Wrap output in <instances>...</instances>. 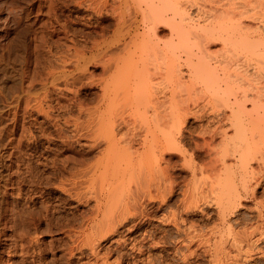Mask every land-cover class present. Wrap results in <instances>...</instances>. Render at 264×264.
Here are the masks:
<instances>
[{"label":"rangeland","instance_id":"374dc122","mask_svg":"<svg viewBox=\"0 0 264 264\" xmlns=\"http://www.w3.org/2000/svg\"><path fill=\"white\" fill-rule=\"evenodd\" d=\"M16 1L17 0H0V264H102L103 261L105 264H210V256L207 252L211 251L212 247L210 248V246H213V243H216L219 239L218 236L220 235L218 234L223 233L222 229L225 230H223L225 234L223 233L221 235L223 238L222 240L224 244L226 242V245L223 244V247L228 248L229 251L228 249L224 250L226 253L228 252L229 254H232L233 250L229 247L232 236L227 235V225H230L229 228L232 231L238 232L242 231L244 228L247 229L256 223L259 209L258 204L264 202V180L260 182L258 181V185H255L257 179L255 178V180L253 178L257 175L256 172L259 171L258 169L260 168L258 166H261V162L259 160V164L257 160L251 159L249 164L250 167L248 169H252L251 172L257 171L254 172V174L256 173L254 176L253 173L251 174L252 176L250 173L248 174L250 175L249 178L253 180L247 190L242 189V179H238V174L241 175L242 170H239L238 164L234 165V163L238 162L237 153H240L238 152L240 148L236 147V145L239 144V140L235 139L234 141H230L235 143V147L238 151L234 149L233 153L228 150V152H226V150L222 149L224 148L223 145H227V147L229 146L227 149L231 150L234 143H232L233 145L230 142L222 144V142L220 143L221 138H219V135L213 137L211 134V130H214L215 125L217 126V123L212 120L213 113L211 112L213 111L211 107L213 105L216 106L217 104L222 106L223 102L221 100L217 102H214L215 100L213 99L208 100V93L206 92H204L203 95L190 97L189 102L192 104L194 103V105H192L194 109H191L192 111L186 114L185 121L182 123V133L181 135L179 134L180 136H177L179 141L178 150H171L167 153L165 151L164 155H160L156 150L155 152L157 153H154L153 155L154 158L156 154V157L154 158L156 162L151 160V163L149 162L150 165L148 164L149 157L152 156V151H148V148H151L149 146L154 145L153 143L162 141L163 138L159 130L156 129L157 127L155 126L153 128L154 125L152 124L154 118L150 111L151 109L144 110V108L146 109L145 103L147 104V101L142 99H145V97L149 98L150 96L146 95L155 92L153 90H156L159 93L161 92V96L162 94H165L164 92H166V94L169 93L170 88H172L171 86L174 85L173 77H170V72H168L171 67L174 69L179 66L177 68L180 69L179 71L181 72L183 81L189 85L187 75L188 63L184 59L185 56L183 53H181L179 49H174L172 46V44L176 46L174 42L177 40L176 36L171 34V26L164 23H160V25L157 26L155 33L158 40H160V47H158L157 50L155 48L150 50L148 47L146 48L144 42L141 41L140 37L143 33L141 28L133 30L130 25L131 22L136 21L133 17V12L129 16V11H133V8L130 9L131 5L129 6L130 10H124L125 12L121 8L124 16V23L127 24L126 26L130 25V29H128L125 28V25L121 24L122 26H119L116 22L120 9L115 7L118 14L115 13L114 8V15L113 8H111L113 5L111 4H114V2L116 3L117 0H108L111 6L102 8L98 10L99 12H95L96 10L91 8V4L88 9L89 3L87 2L89 1L86 0H79L80 2L78 0H55V2L53 0H48L49 2L47 0H32L35 3L33 9L35 12L32 11L30 15L28 14L30 12V7H27V5H29L27 2L28 0H24L25 2L23 0H20L19 2ZM42 1H46L45 5ZM76 1L79 4V7ZM240 2H242V0H179V6L185 11V17L188 19L189 25L194 31V36L202 35L203 33L207 35L204 40V52L207 58L211 59L210 61L212 65L215 60L221 59L225 55L230 56L228 58L231 60L232 70L234 72H238L241 69L240 66L243 64L242 52L240 47H238L239 43H235V46L233 47L234 49L232 50L229 49L230 44L225 46L224 42L218 38V34L221 33L218 24L224 14L223 11L228 9V12L231 14L234 13V10H239L238 4ZM46 3H50V8H53V10L49 8V13L47 11L48 8L46 7V5H49ZM37 4L39 6H37ZM233 6H237L238 9H235L234 7L233 12H231ZM216 9L219 12L216 11ZM26 11L27 13L25 14L24 12ZM54 11L55 13H53ZM50 12L53 14L52 16ZM48 14H50V16H48ZM237 14L239 15V13ZM237 14H234L236 18L233 17L232 19L235 18V20H239L240 16H237ZM218 15H220V18L217 17ZM19 16H24L21 26L18 25L20 21ZM127 19H129L130 23ZM139 19L140 18L138 17L137 20ZM23 24H31L32 28H30L29 31L27 30L26 33V28L24 29L26 26ZM222 31L226 32V29ZM132 33L134 35L138 34L137 36L139 37L134 39V35H131ZM31 38L33 40H31ZM174 51L176 56L179 55L177 60L175 59ZM67 57L69 58V61ZM76 58L79 59L78 62H75L77 61ZM175 65L177 66L175 67ZM172 68L170 70L171 72L173 70ZM50 71L53 72V76ZM48 72L50 73L48 74ZM71 72L73 74H71ZM47 74L50 75V79L52 77V81L49 80ZM170 74L172 75V73ZM30 79L32 80L31 83ZM103 83L104 85L109 83L111 86L109 87L111 89L110 97L113 96L114 98L113 104H111L113 108L110 105H107L108 103L100 102V100L98 102V98L100 99L101 94L103 93V89H101L104 86ZM183 83L184 82H182V84ZM101 85L103 86L100 88ZM188 85H180L179 88H176V90H180L177 93L180 94L179 97L182 96V94H185L186 89L184 90V88ZM118 93H121L122 97H118ZM126 94H128L130 98H127L126 96L128 95ZM29 95L32 98L34 97V100L31 99V104L27 107L25 101L29 98ZM186 97L185 94L180 98L183 99ZM128 99H133V102L128 101ZM124 102L127 105H125ZM133 104L136 106L133 107ZM139 104L140 106H138ZM181 104L184 105L182 102ZM97 106H99V108ZM91 107L95 108V110ZM250 107V104H247V108L250 109ZM90 109H92V112ZM217 109H219L218 106ZM161 110L163 109L161 108ZM93 111L95 112L93 113ZM90 112L93 114H89ZM161 112L163 111L159 112L160 115ZM87 115H90L89 117L91 118H88ZM100 116H103V120L102 118L100 119ZM95 117L104 122L108 119L106 122L116 127L114 133L119 137V140L118 137H115V140L117 139L116 143L120 141L117 143L118 149L126 148L127 152L124 153H131V155H129L132 159L129 160V156L126 154V156H124L122 153L123 150H120L122 153H120L121 157L124 156V158L128 159L126 160L128 164L126 161L125 164L123 163V160H125L124 158L116 164L114 155L117 158L118 152L117 154L115 151H110V154L106 152V143L103 142L105 141L104 138L106 136L103 133L105 132V128L102 131L104 138H100L97 144H94L93 140L84 135L85 131L81 130V128L87 125V122L89 124L92 119L93 122H95ZM114 117L116 119H114ZM106 122L103 123V125H105ZM123 123L127 126L125 127ZM109 124L106 125V127L111 126ZM151 128L155 130L154 132L156 133H153ZM149 129L152 133H148L145 136V133ZM124 132L126 134H124ZM231 133L232 131L230 130L229 134ZM101 134L99 132V135ZM157 137L161 138L156 140L158 139ZM204 138L206 141H203ZM123 139H125V141H123ZM206 142L209 144L207 145ZM142 143L144 146H142ZM144 147L148 148L146 149ZM143 148L146 149L151 156L147 154ZM128 150L131 151L128 152ZM229 152L234 155L231 156ZM103 154H107L111 157H108L109 161L106 160L107 163L104 164L109 165V167H105L106 172H100L102 174H99V171L103 169L101 167L103 165L101 162V166H99L100 162H97V159L100 157L99 161L103 160L104 162L105 157L101 158ZM157 155L160 157L158 158ZM135 156L139 158L137 159ZM224 157L225 162L222 161L224 162V164H222L219 161L221 159L224 160ZM162 159H164V161ZM96 162L99 165H96ZM228 163L230 164L228 165ZM203 164L207 165L206 169ZM225 164L229 167H226ZM85 165L86 167L83 168ZM117 165L119 167H117ZM184 165L186 166L185 169ZM160 166L166 172V177L165 175H162V173L165 174L162 169V173L158 171ZM88 167H90L91 172ZM155 167L159 169L157 170ZM218 167H220V172ZM87 168L90 172L89 175ZM98 168H100L99 171L97 170ZM192 168H195L193 171L197 168L195 171L197 173L193 172V174H196V177H194L195 175H191ZM198 168H202L200 169V171H202L199 172ZM224 168H228V172ZM221 169H224L229 177V173H231V176H233L232 172L233 174L235 173L234 176L236 177L233 176V182L234 185H236V188H234L239 192V201L237 199L235 206L233 205L231 209L227 211L228 215L225 214V217L228 218H225V222L222 221L221 218H218L220 215L217 213L219 211V208L217 207V204H219L218 199L221 194H219V191H221L220 186L223 184L222 181L219 182L218 177H223L222 174L226 173L224 170H222L224 171L222 173ZM229 169L233 171L231 172ZM85 171L87 175H85ZM156 172L159 173L157 174ZM215 172L218 174H215ZM213 174H215V176ZM94 176L95 178L99 177V180L95 179ZM222 177L221 179L223 180L224 177ZM256 177L259 178L258 175ZM194 180L196 182H192ZM210 180L214 182L213 184H217L218 182L220 184L222 183L221 185L218 183L220 186L218 187L216 185L217 187H215L218 188V190L220 188L219 191L216 189L218 193L216 190L214 192V185L212 186L213 188L210 186ZM254 180L256 182H254ZM172 181L174 184L170 183ZM204 181L207 185H203ZM83 183H85L86 186ZM192 183H195V185H191ZM81 184H83V188ZM171 184L173 187L170 186ZM175 184L176 186H174ZM196 185L198 187H196ZM168 186H170L169 188L171 189L167 188ZM194 186L196 187V192L201 186V188L203 187L201 190L205 193L199 189V193L197 194L200 195L202 193L203 196L202 194L201 197L199 196L201 199H199L198 196L196 197L197 194L195 195V199L193 196L195 203H193V206L191 204V206L187 208L189 212L185 210L184 214V209L182 210V208L187 203L185 201H188L189 199L191 200V198L188 197L189 199L187 198V200L183 199L184 201L179 200L182 199V197L185 198L182 196L184 193L182 190L191 189L190 191L193 192L192 189L195 188ZM208 186L210 187L208 188ZM222 186H224V184ZM111 187L112 189L110 190ZM85 188L88 189L85 190ZM113 188L116 189V192L115 189L113 191ZM160 188L165 191L160 190ZM209 189L212 190L213 193L210 194L212 191H209ZM79 190L81 192H79ZM106 190L110 192H107ZM207 190L208 192H206ZM245 191L247 193H244ZM137 192L142 195L140 196ZM165 192H168V195L167 193L165 195ZM189 192L187 195H189ZM95 193L98 195L104 194L103 196L111 193L112 196L109 197L111 201L109 200L110 202H108L109 198L104 201V198L106 197H103V200L101 197V199L99 198V201H96L97 198L93 197ZM215 193L219 194L217 195L218 199L213 198L215 197ZM161 196L163 198L165 197V201ZM112 198L114 199L112 200ZM135 198L136 202L134 203L133 201H135ZM157 198L160 199L158 200ZM127 199H130V204L133 203L135 205L137 203L135 205L137 207L132 208L134 205H128L129 201ZM120 200L121 202H119ZM201 200L206 202L203 203ZM113 201L115 204H112ZM180 201L183 204H181ZM98 202L101 203V213L107 211V209L110 210V214L106 212V216H108V214L110 216L112 214L115 215L119 213V211L121 212L123 210V205L127 203L128 207L131 208V212L129 211V213H132V216L127 214L130 219L127 220L128 222L125 221V223L121 224V227L118 226L116 232L114 231L113 233L106 235V237L104 236V238L99 234L97 235V238L96 235L91 237V234H87H89V232L92 233L90 221L96 217L97 213L94 211H96L95 206H97L96 204ZM215 202L217 204H215ZM206 203H209V205ZM111 204L113 207L117 208H111ZM138 204H140V206ZM199 208L200 211L198 210ZM173 213L177 214V216L179 215L178 218L181 219V233H179L180 231L177 232L172 223L169 222L168 224L167 219ZM180 216L182 218H180ZM100 217L101 216L98 218ZM220 222L224 226H222ZM188 223L191 230L187 229L189 226ZM215 227L216 229H214ZM217 228L221 229V231ZM206 229L209 230L207 231ZM185 230L192 231V233L195 231L193 234L197 236H205V238L206 235L208 236L211 232L208 236L210 239L208 241L209 244L206 242V244H200L198 238L192 242L193 244L191 243L189 245L187 242L181 244V241L184 239L183 233H185ZM223 236H225V238ZM226 236H229V238L226 239ZM88 237L93 240H90ZM99 238L102 239L100 240ZM213 239H216V241L214 242ZM87 241L90 242L88 244L92 243L89 245V248L88 244H86ZM196 244L198 245L196 246ZM181 246L184 251H182ZM185 246H188L190 249H187ZM208 248H210V250ZM258 248L264 250V241L262 244H258ZM189 251H194L193 255H188L190 254ZM184 256L187 257L185 263L182 262ZM226 262L225 264H230V261ZM238 264L244 263L240 261ZM252 264H264V258L255 255L253 256Z\"/></svg>","mask_w":264,"mask_h":264},{"label":"bare ground","instance_id":"6f19581e","mask_svg":"<svg viewBox=\"0 0 264 264\" xmlns=\"http://www.w3.org/2000/svg\"><path fill=\"white\" fill-rule=\"evenodd\" d=\"M20 0H17L16 2H19ZM24 1V0H23ZM22 1V2H23ZM34 1V0H33ZM32 0H28L27 2L29 3V5H27V7H30L29 9H30V12L28 13L29 15L32 13V11H33V9H34V7H35V3L33 2ZM48 1V0H47ZM50 1V0H49ZM48 1V2H49ZM54 2H55V0H53ZM56 1H58V0H56ZM73 1V0H72ZM79 1V0H78ZM80 1H82V0H80ZM79 1V2H80ZM85 1V0H84ZM86 1H89V2H87V3H89L88 4V9H89V5L91 6V8L93 9V10H96L95 12H99L98 10H100V9H102V8H106L107 6H111V5H113V6H111V8H113V14L115 15V13H117L116 12V8L118 9H120V13L117 15V20H116V22H117V24L120 26L121 24L122 25H127L126 23H124V16H123V12H122V9H123V11L125 10V11H128V9L130 8V9H132L133 8V11H129L130 13H129V16H130V14H132V12H133V17L136 19V21H133V22H131L130 23V21H129V19H127L128 21H129V23H130V25L132 26V28H133V30H138V29H140L141 28V30H142V32L144 33H142V35H141V41H143L144 42V44H145V47L147 48H149L150 50H153L154 48L157 50L158 49V47H160V40H158V38H157V35H156V33H155V29L157 28V26L158 25H160V23H164V24H169L170 26H171V34H174L175 36H176V42H174L175 43V45L176 46H174L172 43V46L174 47V49H179L180 51H181V53H183V55L185 56V60L187 61V63H188V65H187V75H188V83H189V85L185 82V81H183V78H182V75H181V72L179 71L180 69L179 68H177V67H179V66H177V65H175V67L177 68H172L173 70H172V72L170 71L171 70V68H170V70L168 71V72H170V73H172V75L169 73V76L170 77H173V82H174V85H172L171 87L172 88H170V90H169V93H167L166 94V92H164L165 94H162V96L160 95L161 94V92L159 93L158 91H156V90H153V91H155V92H153V93H148L146 96H150L149 98L148 97H145V99H142V100H145V101H147V104L145 103V106H146V109L144 108V110L146 111L147 109H151L150 111H151V113H152V116H153V124L152 125H154L153 126V128L156 126L157 128V130H159V132H160V134L162 135V138H163V140L162 141H159V142H156V143H153L154 145H151V144H148V145H151V146H149V147H151V148H148V147H144V148H148V151H152V156L149 154V152L148 151H146V149H144L146 152H147V154H149L151 157H152V159H151V157H149V161H148V164H149V162L152 160V161H154V162H156V160H154V158L156 157V154H155V156H154V158H153V155H154V153H157V152H159L160 153V155H164V152L166 151V153L168 152V151H173V150H178V148H179V145H178V143H179V141H178V139H177V136L180 134L181 135V128H182V123L185 121V116H186V114L187 113H189V112H191L192 110L191 109H194V107L192 106V105H194V103L192 104V103H190L189 102V99H190V97H195V96H197V95H203V93L204 92H206V93H208V95H207V99L209 100V99H213V100H215L214 102H217V101H219V100H221L223 103H222V106H219L218 104L215 106V105H213L211 108H212V111L213 112H211V113H213V121H215L216 123H217V126L215 125V127H214V130H211L210 128V130L212 131V135H213V137H216V136H218L219 135V138H221L220 140V143L222 142V144H225L226 142H230V141H234L235 139H237V140H239L238 142H239V144H240V146H239V144H237L236 145V147L237 148H240L239 149V151L237 150V148L235 147V143L234 142H230L231 144L232 143H234V145H233V147H231L232 149L231 150H229V149H227V148H229V146L227 147V145L225 146V145H223V147L224 148H222L223 150H226V152H228V151H232L231 153H233V151H234V149L235 150H237L238 152H240V153H237L238 154V157H237V160H238V162L237 163H234V165L236 164H238L239 165V170H242V174L240 175V174H238L239 175V177H238V179L239 178H241L242 179V182H241V184H242V186L241 187H243L242 189H244V190H247V188L251 185V181L253 180V179H255L256 181H257V183L255 184V185H258V181L260 182V181H262V180H264V0H242V2H240L238 5H239V10H234V13H230V12H228L227 10L228 9H225L224 11H223V16H222V18L219 20V28L221 29V33H219L218 34V38H220L223 42H224V45L225 46H227L228 44H230V48L229 49H234L233 47L235 46V43H239L238 44V47H240V49H241V52H242V62H243V64H242V66H240V70L238 71V72H234L233 70H232V63H231V60L228 58V57H230V56H224L223 58H221V59H217V60H215L214 61V63H213V65H212V63H211V59H208L207 58V56H206V54H205V52H204V40L206 39V37H207V35L206 34H202V35H195L194 36V34H193V30L191 29V26L189 25V21H188V19L185 17V11L183 10V9H181V7L179 6L180 5V3H179V0H117V2L115 3L114 2V4H109V1L108 0H86ZM114 1V0H113ZM25 2V1H24ZM38 2V1H37ZM41 2V1H40ZM39 2V3H40ZM42 2H44V5H45V2L46 1H42ZM61 2H63V1H61ZM91 2V3H90ZM111 2V1H110ZM51 3V2H50ZM48 4V3H46V4H48L49 6H47L46 5V7L48 8V13H49V8H50V5L51 4ZM72 3V2H71ZM70 3V4H71ZM76 3H77V1H76ZM75 3V4H76ZM113 3V2H112ZM24 4V3H23ZM54 4V3H53ZM85 4V3H84ZM43 5V6H44ZM77 5H78V7H79V4L77 3ZM116 5V6H115ZM131 5V6H130ZM237 5V6H238ZM37 6H39L38 4H37ZM67 6V5H66ZM85 6V5H84ZM130 6V7H129ZM235 7V6H233V8L231 9V12H233V9H234V7H235V9L237 8L238 9V7ZM24 7V6H23ZM42 7V6H41ZM52 7V6H51ZM55 7V6H54ZM116 7V8H115ZM124 7H125V9H124ZM37 8V7H36ZM44 8V7H43ZM46 8V9H47ZM87 8V7H86ZM114 8H115V13H114ZM122 8V9H121ZM23 9V8H22ZM51 9V8H50ZM129 9V10H130ZM39 10V9H38ZM51 10H53V8L51 9ZM50 10V11H51ZM57 10V9H56ZM91 10V9H90ZM106 10V9H105ZM104 10V11H105ZM29 11V10H28ZM37 11V10H36ZM40 11V10H39ZM60 11V10H59ZM124 11V12H125ZM215 11V10H214ZM216 11H218L217 9H216ZM227 11V12H226ZM237 11H239V12H237ZM20 12V11H19ZM33 12H35V11H33ZM219 12V11H218ZM221 12V11H220ZM239 13V15L237 14V13ZM25 14L27 13V11L26 12H24ZM45 13V12H44ZM53 13H55V11L53 12ZM222 13V12H221ZM20 14V13H19ZM37 14V13H36ZM45 14H47V13H45ZM50 14H51V16L53 15L51 12H50ZM50 14H48V16H50ZM112 14V13H111ZM220 14V13H219ZM234 14H237V16H240L241 17V19H240V17H239V20L237 19V20H235V15ZM29 15H26V16H29ZM59 15V14H58ZM221 15V14H220ZM220 15H218L217 17L218 18H220L219 16ZM56 16V15H55ZM225 16V17H224ZM20 17V16H19ZM24 17V16H23ZM23 17H20V21H19V24L18 25H20L21 26V24L23 23ZM57 17V16H56ZM140 18L139 20H137V18ZM233 17H235L234 19H232ZM17 19H19V18H17ZM25 19H26V17H25ZM36 19V18H35ZM231 19H232V21H231ZM57 20V19H56ZM55 20V21H56ZM127 20H125L126 22H128ZM130 20H132V19H130ZM234 20V21H233ZM30 21V20H29ZM32 21V20H31ZM54 21V20H53ZM59 21V20H58ZM221 21V22H220ZM238 21V22H237ZM60 22V21H59ZM17 23V22H16ZM29 23V22H28ZM44 23H46V22H44ZM57 23V22H56ZM33 24V23H32ZM41 24V23H40ZM53 24V23H52ZM24 25V24H23ZM60 25H62V24H60ZM121 25V26H122ZM130 25H128V26H124L125 28H128V29H130L129 28V26ZM16 26V25H15ZM24 26H26V27H24ZM23 27H24V29H25V31H26V33H27V30L29 31V29L30 28H32L31 27V24H26V25H24ZM51 26V25H50ZM22 27V28H23ZM48 27V26H47ZM34 28V27H33ZM37 28V27H36ZM122 28V27H121ZM120 29V28H119ZM118 29V30H119ZM224 29H226V32H223L222 30H224ZM60 30V29H59ZM102 30V29H101ZM124 30V29H123ZM126 30V29H125ZM73 31V30H72ZM128 31V30H127ZM127 31H125V32H127ZM51 32V31H50ZM55 32V31H54ZM70 32V31H69ZM101 32V31H100ZM119 32V31H118ZM121 32V31H120ZM25 33V34H26ZM32 33V32H31ZM133 33H135V32H133ZM131 34V35H134V34ZM70 34V33H69ZM124 34V33H123ZM130 34V33H129ZM141 34V33H140ZM139 34V35H140ZM43 35V34H42ZM41 35V36H42ZM68 35V34H67ZM138 35V34H137ZM137 35H134V39H137L139 36H137ZM18 36V35H17ZM38 36V35H37ZM40 36V37H41ZM119 36V35H118ZM127 36V35H126ZM22 37V36H21ZM43 37V36H42ZM66 37V36H65ZM131 37V36H130ZM19 38V37H18ZM60 38V37H59ZM70 38H72V37H70ZM73 38H74V36H73ZM80 38V37H79ZM139 38V39H140ZM48 39V38H47ZM66 39V38H65ZM121 39V38H120ZM132 39V38H131ZM31 40H33L32 38H31ZM51 40V39H50ZM71 40V39H70ZM40 41V40H39ZM42 41V40H41ZM94 41V40H93ZM22 42V41H21ZM71 42V41H70ZM92 42V41H91ZM95 43V42H94ZM41 44V43H40ZM44 44V43H43ZM46 44V43H45ZM77 44V43H76ZM66 45V44H65ZM64 45V46H65ZM75 45V44H74ZM48 46V45H47ZM86 46V45H85ZM93 46V45H92ZM75 48V47H74ZM85 48V47H84ZM83 48V49H84ZM93 48V47H92ZM78 49V48H77ZM76 49V50H77ZM86 51V50H85ZM53 52V51H52ZM80 52V51H79ZM103 52V51H102ZM78 53V52H77ZM52 54V53H51ZM97 54H99V53H97ZM101 54V53H100ZM75 55H76V53H75ZM174 55H175V59L177 60L178 58H179V55H177L176 56V53H175V51H174ZM53 56V55H52ZM74 57V56H73ZM76 57V56H75ZM48 58V57H47ZM78 58L80 59V57L78 56ZM67 59H68V61H69V58L67 57ZM77 59V58H76ZM75 59V60H76ZM79 59H77V61H75V62H78V60ZM82 59V58H81ZM47 61H48V59H47ZM63 62H65V61H63ZM50 63V62H49ZM86 63V62H85ZM71 64V63H70ZM74 64V63H73ZM47 65V64H46ZM49 65H51V64H49ZM65 65H67V64H65ZM83 66H84V64H83ZM81 67V66H80ZM174 67V66H173ZM57 70H59L58 68H56ZM81 69H82V67H81ZM51 70V69H50ZM56 70V71H57ZM107 70V69H106ZM47 71V70H46ZM52 71H54V70H52ZM52 71H50V72H52ZM63 71V70H62ZM80 71V70H79ZM82 71V70H81ZM43 72V71H42ZM50 72H48V74L50 73ZM180 72V73H179ZM78 73V72H77ZM34 74V73H33ZM47 74V75H48ZM71 74H73L72 72H71ZM32 75V74H31ZM35 75V74H34ZM57 75V74H56ZM49 77V80H51L52 79V77H51V79H50V75H48ZM52 76H53V72H52ZM55 76V75H54ZM57 77H58V75H57ZM34 78V77H33ZM41 78V77H40ZM60 78V77H59ZM25 79V78H24ZM43 79V78H42ZM53 79H54V77H53ZM57 79V78H56ZM64 79V78H63ZM81 79V78H80ZM31 80V79H30ZM41 80V79H40ZM45 80H46V78H45ZM55 80V79H54ZM53 80V81H54ZM259 80H260V82H259ZM23 81V80H22ZM38 81H39V79H38ZM52 81V80H51ZM50 81V82H51ZM72 81H73V79H72ZM29 82V81H28ZM32 82V80L30 81V83ZM103 82H105V81H103ZM182 82H184L183 84H182ZM54 83V82H53ZM52 83V84H53ZM186 83V84H185ZM37 84V83H36ZM42 84V83H41ZM261 84V85H260ZM27 85V84H26ZM25 85V86H26ZM55 85V84H54ZM103 85H104V83H103ZM103 85H101L100 86V88L103 86ZM180 85H188V86H186V88H184V90L186 89V91H185V94H186V98H183V99H181L180 97H182L183 95H185V94H182V96H180L179 97V95L180 94H177L178 93V91H180V90H176V88H179V86ZM29 86H31V85H29ZM110 84L108 83H106L101 89H103L102 90V94H101V98L99 99L98 98V102H99V100H100V102H103V103H108L107 105H110L111 106V104H113V101H114V98H113V96L112 97H110V95H111V89H110ZM23 87V86H22ZM183 90V89H182ZM183 90V91H184ZM23 91V90H22ZM110 91V92H109ZM24 92V91H23ZM131 93V92H130ZM180 93V92H179ZM181 93H182V91H181ZM27 94V93H26ZM31 94V93H30ZM124 94V93H123ZM129 94V93H128ZM128 94H126V95H128ZM131 94H133V93H131ZM150 94V95H149ZM130 95V94H129ZM129 95L128 96H126L127 98H130L129 97ZM32 96V95H31ZM46 96H47V94H46ZM122 97V94L120 93H118V97ZM132 96V95H131ZM145 96V95H144ZM180 98H178V97ZM100 97V96H99ZM124 97V96H123ZM185 97V96H184ZM210 97V98H209ZM16 98V97H15ZM31 99H33L34 100V97L32 98V97H30V95H29V98H27V100L25 101V105L27 104V107H28V105H30L31 104ZM116 99H117V97H116ZM115 99V100H116ZM147 99V100H146ZM22 100V99H21ZM46 100V99H45ZM109 100H110V102H109ZM35 101H37V100H35ZM108 101V102H107ZM128 101H130V102H133V99H128ZM127 101V102H128ZM135 101V100H134ZM211 101V100H210ZM24 102V101H23ZM112 102V103H111ZM129 102V103H130ZM137 102V101H136ZM181 102L184 104V105H182L181 104ZM38 103H39V101H38ZM71 103V102H70ZM75 103V102H74ZM96 103V102H95ZM117 103V102H116ZM138 103V102H137ZM143 103V102H142ZM41 104V103H40ZM97 104V103H96ZM124 104H125V102H124ZM131 104V103H130ZM247 104H250V109H248L247 108ZM12 105V104H11ZM80 105H82V104H80ZM106 105V104H105ZM125 105H127V104H125ZM132 105V104H131ZM130 105V106H131ZM142 106H143V104H141ZM148 105V106H147ZM45 106V105H44ZM66 106V105H65ZM134 106H136L135 104H133V107ZM138 106H140V104L138 105ZM145 106H143V107H145ZM193 108H192V107ZM202 106H204V105H202ZM201 106V107H202ZM217 106H218V108L219 109H217ZM26 107V108H27ZM67 107V106H66ZM81 107V106H80ZM88 107V106H87ZM94 107V106H93ZM98 108H99V106H97ZM112 107V106H111ZM207 107V106H206ZM222 107H223V109H222ZM41 108V107H40ZM63 108V107H62ZM65 108V107H64ZM75 108V107H74ZM92 108V107H91ZM113 108V107H112ZM135 108H137V107H135ZM140 108V107H139ZM161 108L163 109V110H161ZM164 108H165V110H164ZM203 109H205L204 107H202ZM32 109H33V106H32ZM57 109V108H56ZM80 109V108H79ZM78 109V110H79ZM82 109V108H81ZM87 109V108H86ZM92 109H94L95 110V108H92ZM92 109H90L91 110V112H92ZM97 109V108H96ZM108 109V108H107ZM222 109V110H221ZM31 110V109H30ZM46 110V109H45ZM58 110V109H57ZM60 110V109H59ZM65 110V109H64ZM76 110V109H75ZM77 110V111H78ZM104 110V109H103ZM133 110V109H132ZM163 111V112H161V115H160V111ZM42 111H43V109H42ZM84 111H86V110H84ZM89 111V110H88ZM108 111V110H107ZM134 111V110H133ZM137 111V110H136ZM166 111V112H165ZM45 112V111H44ZM48 112H49V110H48ZM79 112H80V110H79ZM91 112L89 113V114H91ZM95 111H93V113H94ZM109 112V111H108ZM138 112H139V110H138ZM209 112H210V110H209ZM78 113V112H77ZM85 113V112H84ZM86 113H88L87 111H86ZM92 113V114H93ZM144 113H146V112H144ZM14 114V113H13ZM59 114V113H58ZM91 114V115H92ZM98 114V113H97ZM103 114V113H102ZM101 114V115H102ZM109 114V113H108ZM163 114V115H162ZM73 115H75V114H73ZM95 115V114H94ZM121 115H123V114H121ZM121 115H120V118H121ZM76 116V115H75ZM74 116V117H75ZM84 116H86V115H84ZM88 116V115H87ZM90 116V115H89ZM88 116V118H91V117H89ZM117 116V115H116ZM115 116V117H116ZM64 117V116H63ZM97 117V116H96ZM96 117H95V119H96ZM103 117V116H102ZM101 116H100V119L102 118ZM114 117V119H116ZM158 117H160V118H158ZM87 118V119H88ZM93 118V117H92ZM105 118V117H104ZM67 119V118H66ZM75 119V118H74ZM98 120V118L95 120V122H93V119H92V121H90L89 122V124H88V122H87V125H85L84 127H82L81 128V130H83V131H85L84 133V135H86L88 138H90L91 140H93V143L94 144H97L98 143V140L101 138H104V136H103V133H104V135H106L105 136V141H103L104 143H106V148H105V150H106V152L108 153V154H110V151L111 152H113V151H115V153L117 154V152H118V155H117V158H116V156L114 155V157H115V162H116V164H118L117 162L118 161H121V159L123 160V158H124V156H129L128 157V159L130 160V159H132L131 158V153L129 152V151H131V150H128V152L129 153H124V152H127V150H126V148H123V146H122V148L123 149H120V150H123L122 151V153H123V155L124 156H122L121 157V152H120V150L118 149V145H117V143H119V142H117L116 143V141H117V139L115 140V137H118L117 135H115V133H114V131H116L115 129H116V127H114L113 125H111V124H109V123H107L106 121L108 120H106L105 122H106V124L105 125H103V123H105L104 121H102L103 120V118H102V120ZM113 119V120H114ZM118 119V118H117ZM81 120V119H80ZM85 120V119H84ZM91 120V119H90ZM98 120V121H97ZM126 120V119H125ZM156 120V121H155ZM63 121V120H62ZM66 121V120H65ZM72 121V120H71ZM70 121V122H71ZM128 121V120H127ZM159 121H161V122H159ZM74 122V121H73ZM86 122V121H85ZM94 123V124H92V123ZM116 122V121H115ZM122 122V121H121ZM157 122V123H156ZM61 123V122H60ZM69 123V122H68ZM117 123V122H116ZM119 123V122H118ZM132 123V122H131ZM130 123V124H131ZM156 123V124H155ZM65 124V123H64ZM76 124V123H75ZM78 124V123H77ZM111 125V126H108V127H106V125ZM124 124V123H123ZM160 124H161V127H160ZM81 125V124H80ZM116 125V124H115ZM68 126V125H67ZM82 126V125H81ZM113 126V127H112ZM123 126V125H122ZM124 126H125V124H124ZM127 126V125H126ZM125 126V127H126ZM77 127V126H76ZM120 127V126H119ZM160 127V128H159ZM104 128H105V130H104ZM123 128V127H122ZM130 128V127H129ZM128 128V129H129ZM79 129V128H78ZM102 129V130H101ZM152 129V128H151ZM213 129V128H212ZM76 130V129H75ZM80 130V129H79ZM80 130V131H81ZM105 131V132H103L102 133V131ZM119 130V129H118ZM126 130V129H125ZM135 130V129H134ZM153 130V129H152ZM232 131V133L231 134H229V131ZM127 131V130H126ZM129 131V130H128ZM150 131V132H149ZM155 130H153L152 132L153 133H156V132H154ZM210 131V132H211ZM82 132V131H81ZM99 132H100V134L103 136H101V135H99ZM140 132V131H139ZM151 132V130L149 129L146 133H145V136H146V134H151L152 133ZM158 132V131H157ZM158 132V133H159ZM75 133V132H74ZM122 133H123V131H122ZM64 134V133H63ZM62 134V135H63ZM82 134V133H81ZM117 134V133H116ZM124 134H126L125 132H124ZM208 134V133H207ZM128 135V134H127ZM142 135V134H141ZM144 135V134H143ZM156 135H158V134H156ZM179 135V136H180ZM212 135H211V138H212ZM71 136V135H70ZM76 136H78V135H76ZM83 136V135H82ZM126 136V135H125ZM130 136H132V135H130ZM144 136V137H145ZM160 136V135H159ZM61 137H63V136H61ZM123 137H124V135H123ZM144 137H143V139H144ZM210 137V136H209ZM84 138V137H83ZM125 138V137H124ZM133 138V137H132ZM146 138V137H145ZM158 139H156V140H159V138H161V137H157ZM73 139H75V138H73ZM103 139V140H104ZM135 139V138H134ZM141 139V138H140ZM70 140V139H69ZM90 140V141H91ZM118 140H119V137H118ZM121 140V139H120ZM213 140V139H212ZM122 141V140H121ZM123 141H125V139H123ZM127 141V140H126ZM144 141H145V139H144ZM147 141V140H146ZM203 141H206L205 140V138H204V140ZM153 142H155V141H153ZM66 143V142H65ZM125 143V142H124ZM150 143H152V142H150ZM72 144V143H71ZM130 144V143H129ZM143 144V143H142ZM147 144V143H146ZM145 144V145H146ZM206 144L208 145L209 143H207L206 142ZM87 145V144H86ZM85 145V146H86ZM91 145V144H90ZM89 145V146H90ZM95 146V145H94ZM97 146V145H96ZM119 146H120V144H119ZM127 146V145H126ZM142 146H144V144L142 145ZM198 146V145H197ZM92 147H93V145H92ZM129 148V147H128ZM92 150V149H91ZM104 150V151H105ZM117 150V151H116ZM157 150V152H155ZM228 150V151H227ZM236 151V152H237ZM105 152V153H106ZM134 152H135V150H134ZM133 152V153H134ZM142 152V151H141ZM144 152V151H143ZM225 152V151H224ZM223 152V153H224ZM229 152V154L231 155V156H233L231 153ZM104 153V154H105ZM121 153V154H120ZM220 153V152H219ZM219 153H218V155H219ZM235 153V152H234ZM103 154V156H101V158L102 157H105V158H108L109 156L106 154V155H104ZM119 154H120V156H119ZM126 154V155H125ZM130 154V155H129ZM135 154H137V153H135ZM134 154V155H135ZM139 154V153H138ZM141 154V153H140ZM228 154V155H229ZM102 155V154H101ZM142 155V154H141ZM144 155H146V154H144ZM221 155V154H220ZM223 155V154H222ZM118 156H119V159H118ZM158 156V158L160 157L159 155H157ZM111 157V156H110ZM109 157V158H110ZM135 157H137V156H135ZM163 157V156H162ZM161 157V158H162ZM217 157H219V156H217ZM229 157V156H228ZM104 158V162H103V160L101 161H99V159H100V157L97 159V162H100V165L99 164H97V162H96V165H99V166H101V162H102V165L103 166H101L103 169H101V171H99V169L100 168H98L97 170L99 171V174H102L103 172H106V170H105V167L107 168V167H109V165H104V164H106L107 163V161L106 160H108L109 161V158L108 159H105ZM139 157H137V159H138ZM125 160H123V163L125 164V161L126 160H128V159H126V158H124ZM137 159H135V160H137ZM224 160H220L219 162L220 163H222V164H224V162H225V157L223 158ZM229 159V158H228ZM232 159V158H231ZM233 159H235V158H233ZM257 160L258 161V163H259V160H260V162H261V166H258L260 169H258V167H257V169L259 170L258 172H256V171H254V172H256L257 173V175H258V177L259 178H257L256 176L253 178V179H250L249 178V176L253 173V176L256 174H254V172H251V170L250 169H248L250 166H249V164H250V160ZM134 160V161H135ZM161 160V159H160ZM163 161H164V159H162ZM132 161V160H131ZM216 161V160H215ZM222 161H224V162H222ZM256 161V162H257ZM127 162V161H126ZM130 162V161H129ZM133 162V161H132ZM139 162H140V160H139ZM189 162V161H188ZM235 162V161H234ZM141 163V162H140ZM151 163V162H150ZM257 163V164H258ZM127 164H128V162H127ZM133 164V163H132ZM158 164V163H157ZM170 164V163H169ZM187 164H189V163H187ZM210 164V163H209ZM217 164V163H216ZM230 163H228V165H229ZM86 165H88V164H86ZM86 165L83 167V168H85L86 167ZM91 165V164H90ZM89 165V166H90ZM139 165V164H138ZM150 165V164H149ZM152 165V164H151ZM156 165V164H155ZM160 165H161V163H160ZM164 165V164H163ZM204 165V164H203ZM226 165V164H225ZM228 165H226V167L228 166ZM128 166V165H127ZM166 166H167V164H166ZM171 166V165H170ZM182 166V165H181ZM205 167V169L207 168L206 166V164L204 165ZM219 166V165H218ZM224 166V165H223ZM91 167V166H90ZM90 167H88L89 169H90ZM96 167H98V166H96ZM95 167V168H96ZM117 167H119L118 165H117ZM131 167V166H130ZM158 167V166H157ZM157 167H155V169H157ZM163 167V166H162ZM185 165H184V169H185ZM187 167H189V166H187ZM203 167V166H202ZM209 167V166H208ZM215 167V166H214ZM213 167V168H214ZM225 167V166H224ZM229 167V166H228ZM236 167V166H235ZM234 167V168H235ZM79 168V167H78ZM87 168V169H88ZM164 168V167H163ZM174 168V167H173ZM219 168V172H220V167H218ZM221 168H223V167H221ZM233 168V167H232ZM241 168V169H240ZM253 168V167H252ZM81 169V168H80ZM79 169V170H80ZM87 169H86V171H87ZM89 169H88V175H89V173L91 172V169H90V172H89ZM154 169V168H153ZM159 169V168H158ZM157 169V170H158ZM162 168H161V166H160V169L158 170V171H160V173H162L161 171L163 170H161ZM183 169V170H184ZM193 169H195V168H192L191 170H192V176H194V177H196V174H193V172H195L196 170H197V168H196V170L195 171H193ZM200 169H202V168H198V170H199V172H201L200 171ZM224 169H226V168H224ZM224 169H221V171L222 170H224ZM228 169V168H227ZM226 169V171L228 172V170ZM190 170V169H189ZM229 170H231V169H229ZM250 170V171H249ZM86 171H85V173H86ZM109 171V170H108ZM152 171V170H151ZM164 171V170H163ZM225 171V170H224ZM224 171H222V173L224 172ZM225 171V172H226ZM233 170H231V172H232ZM75 172V171H74ZM77 172V171H76ZM79 172V171H78ZM82 172H84V171H82ZM81 172V173H82ZM100 172H102V173H100ZM217 172V171H216ZM215 172V174H218V173H216ZM227 172L226 173H224V174H222L223 175V177L225 178V180H224V178H223V180L221 179V177H218V179H219V182L220 181H222V183L224 184V186H222L217 180V182L221 185H219L217 182H215V183H217V184H213L214 182H212L211 180V182H210V186L212 187L213 185V189H214V192H215V190L217 189L218 190V188H215V187H219L220 186V188H221V191H219L220 190V188H219V194H220V198L218 199V196L217 195H219V194H216L215 193V197H213L214 199L215 198H217L218 199V202H219V204H217L218 202H217V200H216V202H215V204H217L216 206L219 208V211L217 212V213H219V217L218 218H221L222 219V221H224L225 222V218H228V217H225V214H227L228 215V213H227V211L229 210V209H231V207L234 205L235 206V202H236V200L238 199V201H239V196H238V194H239V192L238 191H236V185H234V182H233V176H234V174H233V172H232V175L233 176H231V173H229L230 174V177H229V175L227 174ZM241 172V171H240ZM80 173V172H79ZM78 173V174H79ZM97 173V172H96ZM157 173V172H156ZM159 173V172H158ZM157 173V174H158ZM164 173L165 174H163L162 173V175H165V177H166V172L164 171ZM195 173H197V172H195ZM250 173V175H248ZM76 174V173H75ZM215 174H213L214 176H215ZM85 175H87V173L85 174ZM97 175H98V173H97ZM161 175V176H162ZM73 176V175H72ZM76 176V175H75ZM78 176V175H77ZM80 176H82V175H80ZM83 176H84V174H83ZM82 176V177H83ZM92 176V175H91ZM218 176V175H217ZM252 176V175H251ZM158 177V176H157ZM164 177V176H163ZM169 177V176H168ZM198 177V176H197ZM228 177V178H227ZM234 177H236V176H234ZM81 178V177H80ZM80 178H78V179H80ZM94 178H95V176H94ZM99 178V177H98ZM98 178H95V179H98ZM199 178V177H198ZM197 178V179H198ZM214 178V177H213ZM217 178V177H216ZM227 178V179H226ZM230 178V179H229ZM92 179H93V177H92ZM92 179H91V181H92ZM156 179H158V178H156ZM188 179V178H187ZM193 179V178H192ZM241 179H240V181H241ZM86 180V179H85ZM84 180V181H85ZM90 180V179H89ZM99 180V179H98ZM162 180V179H161ZM160 180V181H161ZM171 180V179H170ZM200 180V179H199ZM254 180V182H256ZM87 181V180H86ZM159 181V180H158ZM158 181H157V185H158ZM175 181V180H174ZM224 181H225V183H224ZM75 182V181H74ZM77 182H79V181H77ZM163 182V181H162ZM186 182V181H185ZM190 182V181H189ZM192 182H196L195 180L194 181H192ZM198 182V181H197ZM208 182V181H207ZM237 182V181H236ZM235 182V183H236ZM70 183V182H69ZM69 183H68V185H69ZM76 183V182H75ZM170 183H173V181L172 182H170ZM180 183V182H179ZM66 184V183H65ZM64 184V185H65ZM85 186H86V184L85 183H83ZM83 184H81V186L83 185ZM91 184V183H90ZM166 184V183H165ZM174 184V183H173ZM184 184V183H183ZM67 185V184H66ZM186 185V184H185ZM191 185H195V183L193 184H191ZM199 185V184H198ZM202 185V184H201ZM203 185H207V184H205V181H204V183H203ZM202 185V186H203ZM217 185V186H216ZM74 186V185H73ZM160 186V185H159ZM158 186V187H159ZM167 186V185H166ZM171 187H173L172 186V184L170 185ZM170 186H168L167 188H169ZM174 186H176V184L174 185ZM189 186V185H188ZM210 186H208V188L210 187ZM238 186H239V184H238ZM253 186V185H252ZM88 187V186H87ZM110 187V186H109ZM195 187V186H194ZM196 187H198L197 185H196ZM196 187L194 188L195 189V191H194V189H192V191L193 192H191L190 190L191 189H185V190H182V191H184V193L182 194V196H184L185 198H183L182 196V199H179V200H183V199H185V200H187V198L189 197V198H191V200L189 199L188 201H185V202H187L186 203V205H184L185 207H186V209H185V207L183 206V208H182V210L184 209V211H183V213L185 214V210L186 211H188V207H190L191 206V204H192V206H193V203H195V195L197 194V193H199L198 192V190L200 189H203V187L201 188V186L197 189V192H196ZM235 187V188H234ZM68 188V187H67ZM66 188V189H67ZM74 188V187H73ZM81 188V187H80ZM82 188H83V186H82ZM89 188V187H88ZM88 188H85V190L86 189H88ZM162 188H164V187H162ZM186 188H187V186H186ZM189 188V187H188ZM193 188V187H192ZM206 188V187H205ZM205 188H204V190H205ZM251 188V187H250ZM254 188V187H253ZM63 189V188H62ZM98 189H100V188H98ZM107 189V188H106ZM112 189V187L110 188V190ZM114 189L115 188H113V191H114ZM156 189V188H155ZM154 189V190H155ZM169 189H171V188H169ZM173 189V188H172ZM175 189V188H174ZM179 189V188H178ZM184 189V188H183ZM207 189V188H206ZM91 190V189H90ZM92 190H93V187H92ZM137 190V189H136ZM160 190H163V189H161L160 188ZM159 190V191H160ZM180 190V191H181ZM217 190H216V192H217ZM67 191V190H66ZM89 191V190H88ZM102 191V190H101ZM107 191V190H106ZM139 191V190H138ZM163 191H165V190H163ZM173 191V190H172ZM171 191V192H172ZM191 193H190V192ZM202 191V190H201ZM201 191H200V193H201ZM209 191H212V190H210L209 189ZM74 192V191H73ZM79 192H81L80 190H79ZM84 192V191H83ZM82 192V193H83ZM87 192V191H86ZM85 192V193H86ZM90 192V191H89ZM107 192H110V191H107ZM115 192H116V189H115ZM140 192H142V191H140ZM188 192H189V195H187L188 194ZM203 192V191H202ZM206 192H208V190L206 191ZM252 192H253V189H252ZM77 193V192H76ZM114 193V192H113ZM162 193V192H161ZM166 193H167V195H168V192H165V195H166ZM203 193H205V192H203ZM211 193H213V191L212 192H210V194ZM218 193V192H217ZM244 193H247L246 191L244 192ZM96 194V193H95ZM93 195V197H95V198H97L96 199V201H99V198L101 199V197H102V200H103V197H106V198H104V201H106L110 196H112V194L111 193H109L108 195H105V196H103L104 194H96V195ZM116 194V193H115ZM137 194H139L138 192H137ZM144 194V193H143ZM158 194V193H157ZM159 194H160V192H159ZM158 194V195H159ZM202 194V193H201ZM201 194L200 195H196V197L198 196V198H199V196L201 197ZM208 194V193H207ZM253 194V193H252ZM82 195V194H81ZM135 195V194H134ZM140 195V194H139ZM142 195V194H141ZM140 195V196H141ZM150 195V194H149ZM161 195V194H160ZM206 195V194H205ZM244 195V194H243ZM87 196V195H86ZM89 196H90V193H89ZM92 196V195H91ZM137 196V195H136ZM135 196V197H136ZM146 196H148V195H146ZM153 196V195H152ZM164 196V195H163ZM193 196H194V199H193ZM202 196H203V194H202ZM214 196V195H213ZM217 196V197H216ZM245 196V195H244ZM84 197V196H83ZM116 197V196H115ZM132 197H133V194H132ZM144 197H145V195H144ZM154 197H155V195H154ZM153 197V198H154ZM160 197V196H159ZM169 197V196H168ZM80 198V197H79ZM89 198V197H88ZM87 198V199H88ZM131 198V197H130ZM156 198V197H155ZM161 198H163L162 196H161ZM206 198V197H205ZM106 199V200H105ZM114 198H112V200H113ZM138 199H140V198H138ZM149 199V198H148ZM150 199H151V197H150ZM149 199V200H150ZM158 199V198H157ZM160 199V198H159ZM158 199V200H159ZM165 199V197L163 198V200ZM199 199H201V198H199ZM213 199V200H214ZM79 200V199H78ZM110 200V198L108 199V202H110L109 201ZM119 200V199H118ZM122 200V199H121ZM121 200L119 201V202H121ZM128 200V199H127ZM130 200V199H129ZM128 200V201H129ZM154 200V199H153ZM162 200V199H161ZM213 200H212V202H213ZM117 201V200H116ZM133 201V200H132ZM131 201V202H132ZM165 201V200H164ZM163 201V202H164ZM184 201V200H183ZM197 201H198V199H197ZM202 201V200H201ZM262 201V200H261ZM101 202V201H100ZM100 202H98L96 205L97 206H95V208H96V211H94V212H96L97 214H96V217H94L93 219H91V221H90V227H91V229H92V233H90L89 231H87V232H89V234H87V235H90L91 237H94V235H96V238L98 237L97 235L99 234V235H102L103 237L102 238H104V236L106 237V235H108V234H110V233H113L114 231L116 232V230L118 229L117 227L118 226H120L121 227V224H123V223H125V221H127L128 219H130V218H128V215L127 214H129V215H131L132 213H129V211L131 212V208L130 207H128V205L130 204V201H129V203H128V205H127V203H125L124 205H123V203H122V205H123V207H122V211L120 212L119 211V213H117V214H115V215H109L110 213H109V209H107V211H105V212H103V213H101L102 211H101V203ZM103 202V201H102ZM118 202V203H119ZM125 202V201H124ZM134 203L136 202V198H135V201H133ZM179 202V201H178ZM177 202V203H178ZM181 202V201H180ZM203 202V201H202ZM204 202H206V201H204ZM203 202V203H204ZM210 202V201H209ZM259 202V201H258ZM200 203V202H199ZM214 203V202H213ZM237 203V202H236ZM103 204V203H102ZM104 204H105V202H104ZM103 204V205H104ZM112 204H115L114 203V201L112 202ZM111 204V205H112ZM121 204V203H120ZM132 204V206L134 205L133 203H131ZM131 204H130V206H131ZM137 204V203H136ZM135 204V205H136ZM142 204V203H141ZM179 204V203H178ZM181 204H183L182 202H181ZM185 204V203H184ZM207 204V203H206ZM95 205V204H94ZM106 205H109V204H106ZM119 205V204H118ZM117 205V206H118ZM133 206L132 208H134V207H137V206ZM139 206H140V204H138ZM188 205V206H187ZM195 205V204H194ZM204 205V204H203ZM207 205H209V203L207 204ZM180 206V205H179ZM182 206V205H181ZM215 206V207H216ZM239 206V205H238ZM258 206H259V209H258V213L257 212H255V213H257V217H256V219H257V221H256V223H254V225L253 226H251V227H249V228H244L242 231H238V232H234V231H232L230 228H229V226L227 225V227L228 228H226L227 229V235H229V236H232V239L229 241L230 242V248H231V250H233V253L232 254H229L228 252V254L226 253V251L224 250V249H228V248H224L223 247V238H222V234L224 233V229H222V232L223 233H221V232H218V233H221V234H218V233H216V234H218V235H220V236H218V240L216 241V239L214 240V242L216 241V243H213V246H210V248L212 247V249H211V251H209L210 250V248H208L209 250H207V251H209V252H207V254L210 256V261H211V263L210 264H225V262L228 260V261H230L229 263L230 264H238L240 261H242V263H244V264H252L253 263V256H255V255H257L258 257H261V258H264V250H262V249H260V248H258V244L259 243H261L262 244V242L264 241V202H262L261 204H258ZM110 208V207H109ZM111 208H117V207H113V205H112V207ZM110 208V209H111ZM129 208H130V210H129ZM178 208V207H177ZM193 208V207H192ZM197 208V207H196ZM256 208V207H255ZM120 209V208H119ZM136 209V208H135ZM176 209V208H175ZM181 209V208H180ZM234 209V208H233ZM105 210V209H104ZM199 211H200V208L198 209ZM205 210V209H204ZM257 210V209H256ZM115 211V210H114ZM118 211V210H117ZM136 211V210H135ZM109 213L108 214V216H106L107 215V213ZM189 212V211H188ZM202 212V211H201ZM139 213V212H138ZM172 213V212H171ZM187 213V212H186ZM230 213V212H229ZM101 214V215H100ZM105 214V215H104ZM190 214V213H189ZM204 214V213H203ZM92 215H94V214H92ZM135 215V214H134ZM168 215V214H167ZM99 216H101L100 218H98ZM132 216V215H131ZM134 217V216H133ZM179 217V215L177 216V214H172V215H170L169 216V218L167 219V221H168V224H169V222L170 223H172V225H173V227H175L176 228V230H177V232L178 231H180L181 229H180V225H182L181 224V222H180V220L181 219H179L178 218ZM92 218V217H91ZM167 218V217H166ZM165 218V219H166ZM180 218H182L181 216H180ZM165 219H164V221H165ZM185 219H186V216H185ZM220 219V220H221ZM219 220V219H218ZM221 221V222H222ZM230 221V220H229ZM128 222V221H127ZM162 222V221H161ZM166 222V221H165ZM220 222V223H221ZM223 222V223H224ZM164 223V222H163ZM183 223V222H182ZM231 223V222H230ZM127 224V223H126ZM186 224V223H185ZM191 224V223H190ZM194 224V223H193ZM184 225V224H183ZM188 225H189V223H188ZM196 225V224H195ZM221 225L222 226H224L222 223H221ZM124 226V225H123ZM186 226V225H185ZM130 227V226H129ZM132 227V226H131ZM153 227V226H152ZM192 227V226H191ZM219 227V226H218ZM226 227V226H225ZM156 228V227H155ZM163 228V227H162ZM187 228V227H186ZM242 228V227H241ZM158 229V228H157ZM160 229V228H159ZM187 229H189V230H191L190 229V225L188 226V228ZM192 229H194V228H192ZM214 229H216V227L214 228ZM218 229V228H217ZM162 230V229H161ZM175 230V231H176ZM182 230H183V227H182ZM189 230H185V233H183L184 234V239L181 241L182 243L181 244H183L184 242H187V244H191L196 238H198L199 239V242H200V244H204L205 242L206 243H208V241L210 240L209 239V234L211 233H209L208 234V236L206 235V238H205V236L203 237V236H201V235H195V234H193L192 233V231H189ZM200 230V229H199ZM198 230V231H199ZM207 230V229H206ZM209 230V229H208ZM207 230V231H208ZM213 230V229H212ZM218 230H220L221 231V229H218ZM217 230V231H218ZM224 230V231H223ZM205 231V230H204ZM204 231H203V233H204ZM199 232H201V231H199ZM206 232V231H205ZM213 232H214V230H213ZM83 233V232H82ZM150 233V232H149ZM172 233V232H171ZM179 233H181V231L179 232ZM208 233V232H207ZM86 234V233H85ZM201 234V233H200ZM225 234V233H224ZM80 235V234H79ZM84 235V234H83ZM152 235H153V232H152ZM177 235V234H176ZM180 235V234H179ZM178 235V236H179ZM213 235V234H212ZM211 235V236H212ZM151 236V235H150ZM210 236V237H211ZM215 236V235H214ZM217 236V235H216ZM229 236L227 237L226 236V239H228L229 238ZM82 237V236H81ZM149 237V236H148ZM153 237V236H152ZM156 237V236H155ZM224 238H225V236H223ZM89 238V237H88ZM95 238V239H96ZM101 238V239H102ZM177 238V237H176ZM90 240H93V239H91V238H89ZM100 239V238H99ZM99 239H97V240H99ZM100 239V240H101ZM151 239H153V238H151ZM178 239V238H177ZM18 240V239H17ZM19 241V240H18ZM95 241V240H94ZM154 241V240H153ZM92 242V241H91ZM117 242V241H116ZM158 242V241H157ZM82 243V242H81ZM84 243H85V241H84ZM83 243V244H84ZM88 243H90V242H88L87 241V243L86 244H88ZM96 243H97V241H96ZM151 243H153V242H151ZM155 243V242H154ZM205 243V244H206ZM227 243H228V241H227ZM92 244V243H91ZM91 244H88V248H89V245H91ZM95 244V243H94ZM180 244V243H179ZM193 244V243H192ZM209 244V243H208ZM198 244H196V246H197ZM224 245H226V242H225V244ZM84 246V245H83ZM86 246V245H85ZM99 246V245H98ZM117 246V245H116ZM136 246V245H135ZM180 246V245H179ZM178 246V247H179ZM80 247V246H79ZM95 247H96V245H95ZM131 247V246H130ZM142 247V246H141ZM145 247V246H144ZM185 247H187V249L189 248L188 246H185ZM209 247V246H208ZM81 248V247H80ZM181 248H182V246H181ZM198 248V247H197ZM204 248V247H203ZM206 248H207V245H206ZM133 249V248H132ZM142 249V248H141ZM186 249V250H187ZM190 249V248H189ZM194 249V248H193ZM205 249V248H204ZM10 250V249H9ZM95 250H96V248H95ZM140 250V249H139ZM16 251V250H15ZM14 251V252H15ZM73 251V250H72ZM91 251H92V249H91ZM116 251V250H115ZM177 251V250H176ZM182 251H184L183 250V248H182ZM205 251V250H204ZM228 251H229V249H228ZM78 252V251H77ZM106 252V251H105ZM111 252V251H110ZM175 252V251H174ZM178 252V251H177ZM190 252V251H189ZM192 252V251H191ZM190 252V254H188V255H193V252L191 253ZM205 253V252H204ZM231 253V252H230ZM105 254V253H104ZM180 255V254H179ZM187 255V256H188ZM196 255H197V253H196ZM149 256V255H148ZM151 256V255H150ZM195 256V255H194ZM207 256V255H206ZM178 257V256H177ZM189 257H191V256H189ZM209 258V257H208ZM186 259H187V257L186 256H184L183 257V260L182 259H180V260H182V262L183 263H185L186 262ZM100 260H102V259H100ZM103 260H104V258H103ZM102 260V261H103ZM179 260V259H178ZM97 261V260H96ZM227 261V262H228ZM89 262V261H88ZM104 262V261H103ZM102 262V264H105V263H103ZM107 262V261H106ZM117 262V261H116ZM120 262V261H119ZM147 262V261H146ZM150 262V261H149ZM226 262V263H227ZM110 263V262H109ZM98 264V263H97ZM100 264V263H99ZM107 264V263H106ZM111 264V263H110Z\"/></svg>","mask_w":264,"mask_h":264}]
</instances>
